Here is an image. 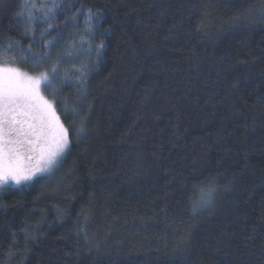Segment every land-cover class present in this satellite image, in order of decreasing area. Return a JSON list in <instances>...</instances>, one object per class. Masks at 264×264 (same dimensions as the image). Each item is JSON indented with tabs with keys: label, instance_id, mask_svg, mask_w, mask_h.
Segmentation results:
<instances>
[{
	"label": "trees",
	"instance_id": "trees-1",
	"mask_svg": "<svg viewBox=\"0 0 264 264\" xmlns=\"http://www.w3.org/2000/svg\"><path fill=\"white\" fill-rule=\"evenodd\" d=\"M75 3L100 17L40 42L0 0L70 142L0 188V264H264V0Z\"/></svg>",
	"mask_w": 264,
	"mask_h": 264
},
{
	"label": "snow or ice",
	"instance_id": "snow-or-ice-1",
	"mask_svg": "<svg viewBox=\"0 0 264 264\" xmlns=\"http://www.w3.org/2000/svg\"><path fill=\"white\" fill-rule=\"evenodd\" d=\"M21 3L18 15H25L29 5L33 11L37 8L36 0H21ZM41 7L47 9L46 19L58 5ZM28 18L31 20V15ZM6 41L8 48L14 43L11 38ZM5 50L0 45V52ZM51 71L55 74L57 69L53 67ZM43 82L51 83L48 74L29 75L16 66L15 60L0 59V188L50 174L69 148L68 129L56 116L53 103L42 94ZM212 195L211 190L202 193L193 205V212L210 204Z\"/></svg>",
	"mask_w": 264,
	"mask_h": 264
},
{
	"label": "rangeland",
	"instance_id": "rangeland-1",
	"mask_svg": "<svg viewBox=\"0 0 264 264\" xmlns=\"http://www.w3.org/2000/svg\"><path fill=\"white\" fill-rule=\"evenodd\" d=\"M36 3H37L36 10L33 11L31 9V6L29 5L28 9L25 10V15H21V18L22 20H24L25 28L27 32L31 35V37H33V40H37L40 42L42 41L44 35L51 33L53 30H56V27L62 26L64 22H66V24H68L69 26L75 24L83 25L84 22L86 21L91 22L93 24L94 19L96 21V19L100 17L98 16V13L93 14V12H91L90 10L86 8L82 9V6L76 5L75 0H36ZM53 3L58 5V7H56L51 12H49L47 14V18L45 19L44 14L47 11V9L42 8L41 5L46 4L48 8H52ZM88 14H90L91 17H89ZM29 15H31L32 17L31 20H29L28 18ZM49 25H52L53 27L49 28ZM22 70L24 72H27L29 75H33V76H39L41 73H44V72L31 73L27 70L24 69ZM44 83L45 82H43L41 85V92L43 95H45L46 99H48L51 103H53V100L48 96V94H46V92H44V85H45ZM54 110H55V105H54ZM55 114H56V110H55ZM25 163H27V161H25ZM55 169L56 168H54L50 174H45L43 176L49 177V175H51L55 171ZM38 176L40 175H37L33 179L37 178ZM28 182L21 184H27ZM8 185L17 186L14 183H9Z\"/></svg>",
	"mask_w": 264,
	"mask_h": 264
}]
</instances>
